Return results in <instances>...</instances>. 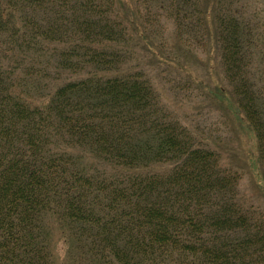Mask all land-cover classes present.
I'll return each instance as SVG.
<instances>
[{
    "label": "trees",
    "instance_id": "16d2710c",
    "mask_svg": "<svg viewBox=\"0 0 264 264\" xmlns=\"http://www.w3.org/2000/svg\"><path fill=\"white\" fill-rule=\"evenodd\" d=\"M160 19L213 47L264 173V0H0V264H57L56 229L71 262L264 264L242 172L164 99Z\"/></svg>",
    "mask_w": 264,
    "mask_h": 264
},
{
    "label": "rangeland",
    "instance_id": "374dc122",
    "mask_svg": "<svg viewBox=\"0 0 264 264\" xmlns=\"http://www.w3.org/2000/svg\"><path fill=\"white\" fill-rule=\"evenodd\" d=\"M159 23L158 37L153 38L154 48L164 52L166 59L170 56L154 67L164 99L193 129L223 152L226 164L240 169L242 196L264 211V173L257 159L256 137L243 115L231 105L230 96H221L218 92L220 85L227 91L230 87L223 78L217 54L209 43L179 47L169 29L172 25L164 19ZM63 235L60 229L54 232L57 264H85L73 256V262L70 261L69 245Z\"/></svg>",
    "mask_w": 264,
    "mask_h": 264
}]
</instances>
